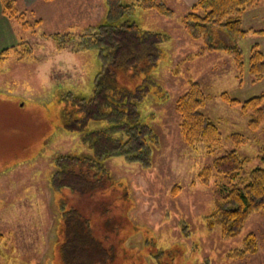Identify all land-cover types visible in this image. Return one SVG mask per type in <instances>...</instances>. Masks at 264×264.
Here are the masks:
<instances>
[{
  "label": "rangeland",
  "instance_id": "obj_1",
  "mask_svg": "<svg viewBox=\"0 0 264 264\" xmlns=\"http://www.w3.org/2000/svg\"><path fill=\"white\" fill-rule=\"evenodd\" d=\"M157 1L173 15L149 9L136 16L142 28L167 34L152 74L163 98L149 96L145 111L152 114L155 142L147 165L125 156L104 160L113 182L101 188L107 189L104 195L54 191L49 184L55 156L88 153L80 134L63 127L59 94L69 90L88 96L100 70L95 50H75L73 42L60 46L53 35H78L95 26L105 12L103 0H42L29 6L19 0L23 13L18 17L6 16L0 6V51L8 48L0 64V264H63L58 251L61 209L69 208L88 217L99 237L114 241L117 257L111 264H264V211L252 213L237 236L222 237L219 227L209 229L205 222L223 194L220 180L202 183L198 178L203 167L233 148L250 159L248 169L264 166L259 158L264 157V122L250 129L249 115L240 105L221 97L224 93L242 101L264 92V74L255 81L247 70L251 45L258 43L264 53V1L241 15L244 28L262 33L236 40L245 62L240 76L229 52L205 50L200 39L183 29L181 17L196 0L187 7L179 0ZM22 42L31 48L25 57ZM145 79L141 71L134 78L120 73L117 81L132 89ZM189 80L206 95L203 113L222 133L218 145H189L182 137L175 103ZM231 133L245 141L236 147ZM248 233L257 237V251L230 256Z\"/></svg>",
  "mask_w": 264,
  "mask_h": 264
},
{
  "label": "trees",
  "instance_id": "obj_2",
  "mask_svg": "<svg viewBox=\"0 0 264 264\" xmlns=\"http://www.w3.org/2000/svg\"><path fill=\"white\" fill-rule=\"evenodd\" d=\"M261 0H196L181 17V25L187 34L200 39L205 50L229 52L233 56L238 75L245 68L242 50L236 40L247 34L262 33L259 29L244 28L241 15ZM264 1V0H263ZM19 0H0L1 11L8 17L21 13ZM105 12L100 21L82 33L66 36L53 35L58 45L71 44L75 50H95L100 62L92 91L88 96H79L63 90L60 97L64 102L62 111L64 129L79 133L88 153L67 154L53 158L54 171L49 184L54 191L68 188L70 191L104 195L113 182L103 162L113 156H125L141 165L149 163L155 142L150 125L151 113L146 114L149 96L161 101L163 93L152 74L162 54L161 44L167 34L161 30L144 29L137 21L141 10L154 9L167 17L173 11L157 0H103ZM23 13V12H22ZM21 13V14H22ZM18 14V15H17ZM24 56L31 52L30 45L20 43ZM8 54V48L0 51V64ZM247 70L253 79L264 74V53L258 43L251 45ZM144 71L146 79L133 87L119 86V74L130 78ZM230 104L240 105L241 111L249 115L248 126L257 129L264 122V92L245 100L221 96ZM206 95L199 83L189 80L187 90L177 98L175 109L179 113L184 141L191 145L205 142L218 145L222 133L218 126L203 113ZM92 125V126H91ZM229 138L236 147L245 141L244 136L231 133ZM259 158H264L262 155ZM249 158L241 157L236 148L226 150L202 168L198 178L202 183L218 178L217 186L223 194L211 212L205 217L207 228L219 227L222 237L237 236L248 217L264 211V166L248 169ZM110 183V184H109ZM62 241L58 251L63 264H111L116 259V246L107 235L96 234L88 217L78 209H61ZM109 244L107 247L106 244ZM3 235L0 233V245ZM105 244V245H104ZM257 237L246 234L239 248L230 256L243 258L257 251ZM2 252V251H1ZM0 252V253H1Z\"/></svg>",
  "mask_w": 264,
  "mask_h": 264
},
{
  "label": "crops",
  "instance_id": "obj_3",
  "mask_svg": "<svg viewBox=\"0 0 264 264\" xmlns=\"http://www.w3.org/2000/svg\"><path fill=\"white\" fill-rule=\"evenodd\" d=\"M22 1L25 2V5L29 6V5H36V3L41 2L42 0H22ZM193 1L195 0H179V2L183 5V7L189 6L190 3H192ZM102 11L103 9L101 10V14H102Z\"/></svg>",
  "mask_w": 264,
  "mask_h": 264
}]
</instances>
